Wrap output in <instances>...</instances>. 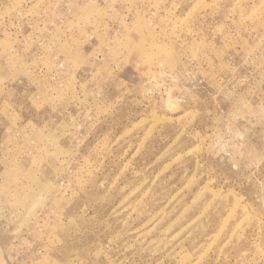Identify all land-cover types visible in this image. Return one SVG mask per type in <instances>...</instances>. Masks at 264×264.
<instances>
[{"label": "rangeland", "instance_id": "374dc122", "mask_svg": "<svg viewBox=\"0 0 264 264\" xmlns=\"http://www.w3.org/2000/svg\"><path fill=\"white\" fill-rule=\"evenodd\" d=\"M0 264H264V0H0Z\"/></svg>", "mask_w": 264, "mask_h": 264}]
</instances>
